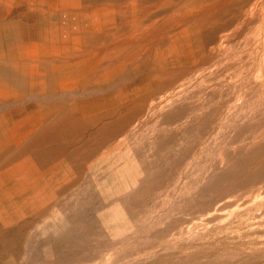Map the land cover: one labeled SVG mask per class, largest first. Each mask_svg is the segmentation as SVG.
Listing matches in <instances>:
<instances>
[{"label": "rangeland", "instance_id": "374dc122", "mask_svg": "<svg viewBox=\"0 0 264 264\" xmlns=\"http://www.w3.org/2000/svg\"><path fill=\"white\" fill-rule=\"evenodd\" d=\"M1 19L35 29L40 48L112 53L116 70L94 82L129 88L74 130L12 148L21 159L59 149L42 170L59 161L69 176L44 210L15 219L13 174L0 175V264H264V0H0ZM115 211L129 221L121 237Z\"/></svg>", "mask_w": 264, "mask_h": 264}, {"label": "bare ground", "instance_id": "6f19581e", "mask_svg": "<svg viewBox=\"0 0 264 264\" xmlns=\"http://www.w3.org/2000/svg\"><path fill=\"white\" fill-rule=\"evenodd\" d=\"M1 17H3V16H1ZM51 18L52 17H50V19ZM230 20H231V18H230ZM233 20L235 21L236 19L233 18ZM231 22H229V23H231ZM38 23H39V21H38ZM232 24H230V25H232ZM38 28H40V27H38ZM42 28H44V27H42ZM89 31L91 32V30H89ZM48 32H49V30H48ZM83 32H85V31H83ZM5 35H11L13 37V46L9 49H4L5 46L3 48L1 46V42H0V67H5L8 69H11L14 73V78L8 79L7 77L4 76V74L2 72H0V103H1L0 128L2 129L1 131H3L6 134V139H4V141L6 142L5 145H8L5 148L6 150H7V148L8 149L11 148L10 150L12 151V148H14V147L17 148V147H20L21 145H24V144H25L24 147H27V150H28L33 145H35V144L37 145L38 142L41 143L40 141L46 142L45 139L48 136L53 137L54 135H56V137H57L62 132H64V130L66 128L70 129V130H74V128L76 126H79V125H77V122L84 121V119H91L93 117H96V115L99 113L96 110L103 108L105 106H109V105L113 107L116 104L115 102L117 100H119V99H113L112 100V97H113L112 92L113 91L116 92L117 94L119 93L120 97H122L121 95H123L125 92L128 91L129 84H124L120 90L116 89V88H120V85L123 84L124 81H123V83L122 82L118 83L116 85V87L114 88V90L113 91L111 90L112 92H108V90H106L107 87L105 88L103 86V84L100 85V83L94 82L95 81L94 76L97 72H99V71L104 72L105 71L106 76L107 77L110 76V78H111V75L116 70V68L114 67V64L112 63V61L115 58H113L114 56L112 57V55H111L112 53L110 54V52L109 53H103V54L102 53H96L97 51H96V48L94 47V48H91V50L85 49V51H87V54L84 55V54H82L84 50L81 51L80 47H77V45H73L71 43L61 42V41H54L52 43H50V41H49V42H46V44H45L46 46L40 48L36 42L38 34L35 31V29H33L31 27L19 25L17 23H11L10 21H4V20L2 21V19H1L0 20V39H1V37L5 36ZM116 37H118V36L116 35ZM39 39H41V38L39 37ZM115 39H117V38H115ZM208 39L210 40L211 38H208ZM44 41H45V39H44ZM112 41L113 40H111L110 42H112ZM114 44L116 45V43H114ZM118 44H119V41H118ZM118 44L116 45V47L118 46ZM98 45H100V44H98ZM115 45H112V47L114 48ZM104 46H105V43H104ZM111 48H110V50H111ZM145 48H144V50H145ZM114 49H116V48H114ZM5 50H7V52L4 53ZM120 50H122V48L119 49L118 52H120ZM172 50L173 51L177 50V44H176V46L172 47ZM114 54H117V53H114ZM137 54H139V53H137ZM83 55L85 56L86 61H91V63L85 64L86 63L85 60H82V59H84ZM98 55H99V57L96 58V56H98ZM116 56H118V55H116ZM135 56H137V55H135ZM40 57H42V58H40ZM145 57H146V55H145ZM76 58H77V60H78V58L82 60V61H79L81 67H79L78 70H76V68L74 66V60ZM118 59H120V58H117L116 60H118ZM116 60H115V62H116ZM141 60H143V59H141ZM155 60H157V59L155 58ZM170 67H172V66L170 65ZM150 78H151V76H150ZM106 86H108V85H106ZM103 112H105V111H103ZM103 112H101V113H103ZM64 120H66V122L64 123L65 125H63V124L61 125L60 123H63ZM59 121H61V122H59ZM73 121H76V122L73 123ZM49 123H51V124L49 125ZM108 124H109V122H108ZM128 125L129 124H127L126 127ZM104 126L105 125H101L98 129H100L101 131L102 130L104 131V129H105ZM108 127H111V126H108ZM101 131H100V133H101ZM64 133H66V132H64ZM120 134H121V132H120ZM2 135H0V136H2ZM75 136H77V135H75ZM99 140H101V139H99ZM107 140H110V138ZM80 141H82L81 138H80ZM103 141H105V140L103 139ZM165 141H167V140H165ZM83 142H81V143H83ZM98 143H99V141H98ZM44 145H45V143H44ZM0 146H1V144H0ZM9 146H13V147H9ZM97 146H98V144H97ZM63 147H65V146H63ZM2 148H3V146H2ZM91 148L93 149L94 147H91ZM34 149H36V147ZM37 150H39V149H37ZM30 151L32 152V149H30ZM13 152L14 151H12V153ZM40 152H39V155L35 159H32L30 156L27 158L21 159V158H19V156H21V154L19 155L18 152H16V151L13 154L12 153H10V155L8 154L9 160L3 158L4 156L1 157L3 159L0 160V170H1L0 175L3 173H4L3 175H5V174L9 175L10 174L9 171L13 174L12 176H10V178H11L10 184H11L12 188H14L13 193H15V196L18 198H21V199H19V201L16 203L15 207L13 208L12 213H14L15 219L20 218V216L24 212L30 214L33 212H40V211L44 210V208L47 207L46 205L51 200H53V196H54L53 190L57 187L58 182H60V180L62 179V176L64 177L65 181H67L66 177L69 176V175L66 176L65 171L58 168L59 167L58 165L60 164L59 161L54 163L53 166H49V168H47L48 170H46V169H45L46 171L42 170V168H43L42 165H46L47 163L49 164V162L51 160H52L51 163H53L57 159V157L60 155V152H61V151L59 152V149H58L57 153L50 151L49 153L43 154L44 157L40 155ZM25 154L27 155V153H25ZM69 154H67V156H69ZM74 156H75V154H74ZM83 157L84 156H82V158ZM6 158H7V156H6ZM72 158H70V159H72ZM58 159H60V158H58ZM67 159H69V157H67ZM79 159H80V157H79ZM75 160L72 161V164L74 162H78ZM83 160L85 161V164H86V160L85 159H83ZM66 161H68V160H66ZM51 163H50V165H51ZM66 165L67 164H65L64 168H66ZM174 166H176V164ZM77 168H79V167H77ZM128 171H129L128 168H126L124 171L125 175H127ZM102 172H103V170H102ZM64 179L62 180V183H63ZM65 181L63 184L66 183ZM70 184H72V183H70ZM194 184H196V183H194ZM68 185H65V187ZM153 188H155V187H153ZM61 189L58 191L59 193H60V191H62ZM149 191H150V189H149ZM60 195L61 194H59L58 199H60ZM22 201L28 207H30V209L23 206ZM58 204H60V203H58ZM22 207H25V208L21 209ZM124 211H119V212L115 211L113 214L112 213L110 214L111 219L114 220V225L113 224L112 225L117 230L115 235L119 236V237L126 234L125 225H123V224L129 222L127 219L126 213ZM107 212H109V211H107ZM42 214H44V213H42ZM108 214L109 213H107V215ZM38 215L40 216V214H38ZM57 216H59V215H57ZM231 217H229V218H231ZM102 219H103V217H102ZM112 220H111V222H112ZM201 220H202V218H201ZM63 221H62V223H63ZM66 222H68V221L66 220ZM105 222H106V219H105ZM102 223H104V222H102ZM116 223H118L117 226H116ZM107 226L108 225H106V227ZM188 226H190V225H188ZM110 227H112V226H110ZM110 227H109V229H110ZM207 227L208 226H206V228ZM47 228H49V227H47ZM62 228L64 229V227H62ZM53 229H55V228H53ZM130 229H134V227L132 228V226H130ZM191 229L189 227L187 232ZM198 229H200V228H198ZM134 231H135V229H134ZM192 231H190V232H192ZM195 232H197V231H195ZM202 232L203 231L200 230V233H202ZM111 233H113V232H111ZM111 235H109V237ZM180 235H182V234H180ZM113 237L111 239H114ZM182 237H183V235H182ZM113 243H114V241H113ZM43 251H44L45 258H47L46 254L48 253V250H46V251L43 250ZM88 251H89V249H88ZM109 258H110V256H109ZM23 259H24V257H23ZM60 259H62V258H60ZM101 264H102V261H101Z\"/></svg>", "mask_w": 264, "mask_h": 264}]
</instances>
